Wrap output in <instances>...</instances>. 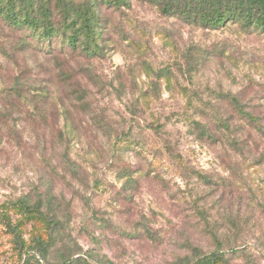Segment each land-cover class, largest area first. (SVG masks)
Wrapping results in <instances>:
<instances>
[{"label": "rangeland", "instance_id": "rangeland-1", "mask_svg": "<svg viewBox=\"0 0 264 264\" xmlns=\"http://www.w3.org/2000/svg\"><path fill=\"white\" fill-rule=\"evenodd\" d=\"M45 1L59 30L63 2L99 4L100 54L0 18V264H191L216 251L264 264V136L233 104L264 131V33L238 17L205 27L202 0ZM17 86L50 94L6 112ZM18 200L58 217L47 252L48 220Z\"/></svg>", "mask_w": 264, "mask_h": 264}, {"label": "trees", "instance_id": "trees-1", "mask_svg": "<svg viewBox=\"0 0 264 264\" xmlns=\"http://www.w3.org/2000/svg\"><path fill=\"white\" fill-rule=\"evenodd\" d=\"M107 7L120 6L125 3L126 0H100ZM165 5V10H172V0ZM226 0H202L201 4H198V20L205 27L219 28L224 26L229 20L237 19L246 23L248 27L256 25V27L264 33V0H231L233 3L232 9H222V5ZM64 3V7L61 8L64 20L69 22V26H65L67 30H59L56 22L53 20V10L50 7V3L42 0H0V18L6 21L9 25L15 28H28L32 31L33 35L37 38H44L50 41L56 36L59 37L66 47H69L72 51H78L81 49L85 56L94 57L100 54V41L102 39V32L100 31V21L98 16L99 4L88 2L79 9L74 11L69 8V4ZM230 3V2H229ZM102 42V41H101ZM35 93H28L24 91L20 86L9 88L6 91V107L3 110L11 112L18 109L32 108V105L38 101L39 98L36 95L48 97L50 90L48 86L43 88L34 87ZM75 93H78L74 91ZM80 94V93H78ZM32 95V96H31ZM86 95L81 94L79 98L88 108ZM233 104L244 119V123L249 128L261 132L264 136L260 121L258 117L253 116L251 113L246 112L244 107L240 104L236 98H233ZM8 109V110H7ZM229 134L232 133V128L227 124H224ZM207 133V132H205ZM241 143L240 139L232 141V146L237 148ZM125 178L135 183L136 178L133 175L125 174ZM16 205L22 209L27 215L39 216L42 219L48 221V241L38 240L39 251H48V247L52 245L55 240L54 234L57 229L58 217L51 218L47 216L42 210L41 204L31 205L27 200H18ZM7 227L11 233L15 236L18 243H21V230L12 224H8ZM235 252V250H232ZM29 252H27L28 254ZM42 254V252H41ZM29 255V254H28ZM228 264L222 256V252L216 251L212 254L199 257L191 262V264ZM66 264V263H65ZM70 264V263H67Z\"/></svg>", "mask_w": 264, "mask_h": 264}]
</instances>
